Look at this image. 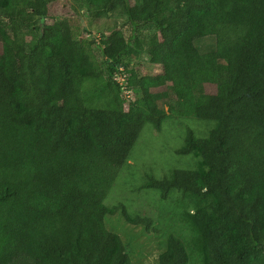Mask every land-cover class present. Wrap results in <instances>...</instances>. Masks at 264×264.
<instances>
[{
  "label": "trees",
  "instance_id": "16d2710c",
  "mask_svg": "<svg viewBox=\"0 0 264 264\" xmlns=\"http://www.w3.org/2000/svg\"><path fill=\"white\" fill-rule=\"evenodd\" d=\"M55 1L0 0V264H131L104 218L121 212L148 234L158 230L103 202L144 126L160 130L165 106L212 127L203 138L187 130L176 150L196 153L198 168L148 174L141 189L180 197L201 264H264V0H140L139 18L131 0H118L134 30L151 25L156 34L99 37L107 79L89 99L101 106L87 104L81 80L95 67L68 22L51 21ZM115 1L64 7L101 19ZM205 37L214 47L201 53L196 41ZM130 50H145L160 72L126 68ZM179 52L185 86L175 84ZM120 67L140 95L133 102L112 80ZM188 262L169 235L156 264Z\"/></svg>",
  "mask_w": 264,
  "mask_h": 264
},
{
  "label": "rangeland",
  "instance_id": "374dc122",
  "mask_svg": "<svg viewBox=\"0 0 264 264\" xmlns=\"http://www.w3.org/2000/svg\"><path fill=\"white\" fill-rule=\"evenodd\" d=\"M67 0H56L50 5V19L65 20L68 22L73 38L81 40L86 54L95 67V73L86 75L81 80V86L87 104L101 106L102 101L90 100V92L106 81V76L100 73L101 47L99 37L111 30H121L128 37L137 36L145 41L156 34L153 26L134 28L129 22L125 12L124 3L116 0L106 17L101 19L87 18L83 13L73 9H67L64 4ZM131 10L137 18L140 16V0H131ZM196 47L201 53H205L214 47L213 37H205L196 41ZM125 57L128 69L136 70L142 75H155L159 68L149 63V58L144 51L133 50ZM104 62V61H103ZM173 66L178 69L179 77L176 85H188V75L185 62L179 52L172 60ZM123 68V67H121ZM122 71L127 74L123 68ZM124 91L120 95L126 101L133 102L140 95L135 90ZM165 88L157 89V92ZM213 92L212 88H207ZM127 103V102H126ZM177 107V106H176ZM177 110V108L175 109ZM166 117L162 121L160 130H154L150 125L144 126L139 139L133 146L129 158L119 172L103 204L112 208L123 204L125 211L131 217H148L152 225L158 230L157 234H148L141 226L127 223L122 213L106 216L104 224L107 230L118 235L125 244L126 253L131 264H156L160 252L165 247L169 235L178 237L186 247L188 264H201V257L193 245L194 235L189 226L182 219L180 197L175 194L169 200L160 199L158 192L152 189H141L145 182V176L150 174L156 179L167 176L174 169H196L200 166V158L196 153L187 156L176 154L184 141L187 130L197 137H206L212 122H205L193 117L179 115L176 112H168L165 106Z\"/></svg>",
  "mask_w": 264,
  "mask_h": 264
},
{
  "label": "built area",
  "instance_id": "2783aa9c",
  "mask_svg": "<svg viewBox=\"0 0 264 264\" xmlns=\"http://www.w3.org/2000/svg\"><path fill=\"white\" fill-rule=\"evenodd\" d=\"M123 68H119L118 72H116L115 74H113L112 76V80L115 81L117 84H119L121 86V90L122 92L124 91H130L127 88V84L125 83V79L128 77V74L124 73L122 71Z\"/></svg>",
  "mask_w": 264,
  "mask_h": 264
}]
</instances>
